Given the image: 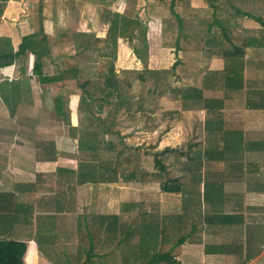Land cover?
Listing matches in <instances>:
<instances>
[{
	"label": "crops",
	"instance_id": "obj_1",
	"mask_svg": "<svg viewBox=\"0 0 264 264\" xmlns=\"http://www.w3.org/2000/svg\"><path fill=\"white\" fill-rule=\"evenodd\" d=\"M54 1L51 0V7H48L47 0H0V54L16 51L22 37L33 33L44 41L51 36L56 41L62 38L66 34L65 18L69 14L62 7V2L60 5L61 0ZM89 1L100 12L106 6L98 0ZM107 1H114L111 4L117 1L119 9L112 11L125 13L131 0ZM185 1L188 3L189 0ZM148 6L147 2L146 13ZM70 12L75 16L76 29L73 32L77 36L92 32L91 24L97 30L103 28L105 34L108 23L102 20L90 23L87 16L81 15L80 10L73 11L71 6ZM148 20L145 26L151 28L154 23ZM94 34L96 38L104 37L100 33ZM45 53L39 62L40 73L49 77L55 71L48 73L46 68L49 61L56 62L57 55L52 56L50 51ZM34 60V55L27 52L13 58L10 63L0 65V238L25 242L23 264H67L68 259H71V264H134L138 259L141 260L137 264H144L153 255L165 252H170L180 264H258L255 261L264 254V112L261 109L245 107L244 95L242 104H233L238 108H232L229 102L233 99V90L226 93L225 89L221 98L222 105L227 108L223 106L214 113H208L200 107L206 115L203 119L198 118L191 127L193 135L187 143L191 149L189 152H182L179 147H168L169 143L163 140L164 135H159L151 145L156 148L151 151L152 160L154 154L165 147L177 148V152H171L178 164L177 174L167 176L169 166L165 162L168 159H164L169 152L156 154L163 167L159 168L152 161L155 173L145 180L136 179L144 185L155 184L156 192L150 193L156 196L150 201H142L141 198L139 203L146 209H140L138 220L131 221V207L138 204L127 198L131 195L130 187L116 185L114 174L108 173L107 181L75 182L78 160L72 151L74 146L76 149V139L69 137L63 127L78 129V93H65L63 80L39 83L36 72L32 71ZM213 70L205 69L203 74H219ZM215 86L219 87L217 83L211 86L208 81H202V88H197L203 97H208L204 96L202 89ZM58 89V94L67 95L62 101L63 116L43 102L45 95L56 94ZM8 94L18 96L14 115L10 114L13 110L10 101L7 107L1 99L2 95L8 98ZM191 110L179 108L178 112ZM233 110L238 113H233ZM36 113H39L38 118ZM215 116L218 117L216 120L206 122L207 117L215 119ZM48 129L63 132L52 137L44 134ZM51 141L55 144L56 158L46 160L41 149ZM122 141L125 143V138ZM233 141L241 144L234 152L227 151L210 159L201 153L210 142L222 144ZM123 148L128 150L126 146ZM130 158L128 160L125 155L124 162L128 164ZM184 166L189 169H184ZM125 168L129 170L122 180L132 181L136 168ZM108 170L113 171L114 168L108 167ZM169 179L174 181L167 182ZM165 182L170 189H163ZM96 183L107 188L116 186L122 195L119 203L114 196H108V200L113 201L110 209H103L102 205L99 210L89 209L92 203L86 201L94 198ZM146 192L149 190L142 193ZM214 213L234 214L238 218L229 223L222 218L214 221L205 219ZM132 236L135 243L125 245ZM181 237L184 240L177 244Z\"/></svg>",
	"mask_w": 264,
	"mask_h": 264
},
{
	"label": "rangeland",
	"instance_id": "obj_2",
	"mask_svg": "<svg viewBox=\"0 0 264 264\" xmlns=\"http://www.w3.org/2000/svg\"><path fill=\"white\" fill-rule=\"evenodd\" d=\"M88 1L89 0L60 1V5L62 2V7L65 8V11L67 10L69 14V16L65 18L66 26H64L66 29L64 31L66 34L58 41H56V38L54 39L51 36L42 45V50L48 51V53L50 51L52 56L57 55L56 62L49 61L48 67L46 68L48 73H54V71L56 72L59 69L66 68L73 64L77 66L76 74L78 79H89L93 84H96L100 80L98 77L99 73L106 68L109 60H112L113 71L116 74H119L122 69L142 70L144 68H168L175 60H180L182 62L179 61L180 63L176 65L173 70L174 74L168 76L169 84L180 87L194 85L200 88L205 69H209V71L210 69H215L213 71L217 70L221 72L224 67V59L221 58V55H207L203 53L202 50H199V47L206 41V39H214L215 44L221 43L222 48L224 46L226 49V47H228L227 39L239 46L245 37L263 36L264 32L263 25L259 24L254 19H251L243 14L234 13V9H239L245 13L248 12L254 16H259L264 24V0H189L188 3L185 0H180L176 1L173 8L174 11L181 16L182 31L180 32L181 34H179L178 43L181 45V41H183L184 43H182V46L187 50H177L173 44L175 36L177 35L175 29L176 20L175 17L169 13L167 8L168 0H133V2L129 1V13L131 15H135L144 25H146L147 18L149 19L148 22L152 21L154 23L151 28L145 26V38L148 43V48L144 54L141 53L143 60L136 57L132 51V44L134 43V40L128 41L124 37L116 39L113 57L112 55L101 57L102 55H98L99 53H105L107 55L111 53L110 51L113 48L110 42H107V44L94 40L97 37H95L94 33H100L103 35L104 29L102 28L101 30H97L96 27L91 24L90 29L93 28L94 32L84 33L85 35L82 37L74 34L73 29H76V20L75 16L70 12V6L73 11L80 10L81 15H84V17L87 16L90 19V23L94 20H102L103 22L108 23L110 14L113 12L112 10L119 9L118 2L116 1V3L111 4L114 1L109 3L110 1L105 0L106 3L104 4L106 6H104L103 10L100 12L98 7L93 8L90 3L91 1ZM147 2L149 8L146 13ZM47 3L48 7H51V0H47ZM212 4L218 6V8L215 9L216 11L214 15L218 18L223 27H225L224 36L227 37V39L223 37L220 29L215 24H211L209 29L205 26L211 19L210 15L211 10L213 9ZM103 36L105 37V34ZM82 45H84V49L81 47ZM240 58L244 63L243 79L245 86L241 90H233L231 92V98L233 99H231L229 103H231L232 108H238L234 105L242 104L241 99L244 95L243 92L247 89V85L254 86V82H258L257 85L259 83L264 85V47H248L243 50ZM75 81L76 79L73 77L63 79V81H61L65 84L63 91L68 94H70L69 91H75L79 96L80 90L76 87ZM218 86L219 87L215 86L210 89L205 88V90L202 89L204 96L215 97L216 95L217 97H221V92H224L222 90H225V88L220 85ZM161 88L162 85L155 86L154 81L151 79H145L143 83L132 80L129 90L131 93H138L140 95L143 112L139 111L131 117L123 112V108H119L117 112H114L113 104L103 105L98 113L95 112V107H93V114L95 117L105 120V123H111L109 127H106V131L102 134L99 133V130L97 129V127L101 125L100 121L95 118L91 121L88 115L79 114L78 112L76 113L78 134L80 132L79 127L83 124H88L90 128L89 131L91 132L90 135L93 133V136L99 139L107 140L112 144V146L110 144L109 149H102L99 151L97 155L98 158L96 157V163L102 164V166L106 167V169H98V171H101L103 175L112 173L116 176V185L119 187L128 186L131 188V195L127 198L130 199L129 201L132 200L138 204L135 207H131V214L129 217L131 221H137L140 215V209H146L144 204L141 205V203H139L141 198L142 201H150L153 200V196H156L155 193H150V191L156 192L157 188H155V184L149 183L144 185L145 183H139L136 181L138 177L145 180L147 177L150 178L152 174L155 173L154 171L156 168L152 165L153 160L150 154L151 151L156 148L151 147V145H154L156 139L160 137L159 135H164L163 140L169 143L168 147H179L182 152H189L191 149L188 147L187 143L191 141V137L193 135L191 127L195 125L194 122L198 118L199 120L201 118L203 119L206 115L203 110H200L198 104L196 106H192L189 101H186L185 105L189 106L188 108L192 110L178 112L179 108L184 110V108H182L183 102H181V99L177 97L173 99L168 91H166L167 93L161 92ZM230 90L231 89H227L226 93H230ZM59 91L60 90L58 89L56 94L45 95V100L43 102L45 104L48 103L52 108L54 98L56 96H61L63 101V98L65 99L67 95L66 97L64 95L62 96V94H58ZM20 97H22V95ZM8 100L11 105H13V110L10 114L14 115L17 111V109H15V104L17 103L18 105V96L12 97L8 94ZM226 103H228V101H225V104ZM223 106L227 108L224 104L221 105V107ZM64 108L67 109V106L65 105ZM233 111L235 114L238 113L236 110ZM38 116L39 113H36L37 118ZM88 120L91 121V123H89ZM59 130L60 129H50L44 134L52 137L56 135L59 136V132H63L62 130ZM63 130H65L64 132H67L64 127ZM123 138H125V143L127 145H125L124 142L123 145L118 143V141L123 140ZM125 146L127 147L128 150H126L128 152L123 150V147ZM120 149H122V151L118 152ZM43 150L44 149H41V152ZM174 151L177 152L178 149L175 148L171 152ZM72 152L75 154V160L85 159V155L80 154L75 149V146ZM145 152L147 153L145 154ZM171 152L166 153L164 159V161L168 159L165 162L167 166H169L167 168V176H174L177 174L176 168L178 164L173 160L174 153ZM134 153H136L137 157ZM125 155H127L128 160L130 158L129 156H131L128 164L124 162ZM125 166H128L130 169L136 168V176L131 179L132 181L122 180L129 170L126 169ZM108 167H113L114 170L110 171L108 170ZM127 182H130V184ZM101 186L102 188H100ZM101 186L96 183L94 198H89V200L86 201L89 204L92 203V206L89 209L99 210L101 209V205L103 209H105V207L110 209L111 206H113V201H109L108 196H114L113 198H116L115 201H118L117 203H119L122 195H119L118 188L116 186L111 185L108 188L103 185ZM151 186L153 187L152 189ZM147 189L149 192L143 194L142 192H144V190L147 191ZM120 190H123V188ZM132 229H134V224L132 225ZM132 238L126 241L127 243H125V245L135 243L136 240L133 236ZM123 244L124 243H122V245ZM125 245H123L124 249ZM261 256L262 257L256 260L255 263L264 264V254ZM81 258L82 256L79 258V261ZM140 260H136L134 264H137ZM65 262H67V259ZM68 262L69 263L67 264H71V259H68Z\"/></svg>",
	"mask_w": 264,
	"mask_h": 264
},
{
	"label": "trees",
	"instance_id": "obj_3",
	"mask_svg": "<svg viewBox=\"0 0 264 264\" xmlns=\"http://www.w3.org/2000/svg\"><path fill=\"white\" fill-rule=\"evenodd\" d=\"M99 3L104 4L106 3L105 0H98ZM163 1V0H159ZM177 0H168L167 8L169 10V13L172 14L175 17L176 20V32L177 35L174 39V47L177 50H187L182 46L183 41L178 43L179 41V34L182 31V25H181V16L177 14V12L174 11V5ZM133 2V0H131ZM213 9L211 10V19L207 23L206 28H210L211 24H215L222 33L223 37H225V27L220 23L218 18L214 15L215 9L218 8V6L212 4ZM235 14H243L245 16H248L251 19H254L259 24L263 25V21L261 17L254 16L250 13H245L243 11H240L239 9H234ZM145 32L146 27L141 23V20L138 19L135 15H131L129 13V10L127 12L119 13L117 11H113L110 14V18L108 21V26L105 32V37L100 39L96 38L94 39L97 42H110L111 46H113L111 53L105 54V53H99L98 55H102L101 57H107L108 55H113L114 52V46L116 43V39L120 37L126 38L128 41H133L132 44V51L136 55V57L143 60V56L141 53H145L147 50V42L145 38ZM184 37V35H183ZM227 39V37H225ZM244 38V37H243ZM228 41V49H225L224 46L222 48V44L218 43L215 44L214 39H206L205 42L202 43V45L199 47V50H202L203 53L210 55V54H216L221 55V57L224 59V67L218 73H208L204 74L203 76V82L208 81L211 86L215 85L216 83L223 88L231 89V90H241L244 85V79H243V67L244 63L242 59L240 58L243 53L244 47H254V48H263L264 47V32L263 36H255V37H245L242 41V43L237 46L234 43H232L229 39ZM44 38H38V34L33 33L30 35L23 36L18 48L14 52L9 53H2L0 54V65L10 63L13 58L19 57L22 55H25V53L29 52L32 53L35 57L32 71L36 72L38 76V82H48V81H61L63 79H66L67 77H73L76 79L75 84L76 87L80 90L79 96H78V104H77V112L79 114H86L89 116V119L92 121L93 118L100 121L101 125L97 127L99 130V133H104L106 130V127H109L111 123L108 122L105 123V120L99 119L98 117H95L93 114V107H95V112H100L101 108L105 104H113L114 105V112H117L119 108H123V112L130 117L133 116L137 112H143V107L141 105V98L140 95L131 93L129 90V87L131 86V81H139L143 83L145 79H151L154 81V85H162V88L160 89L161 92H166L171 95V97L174 98H180L181 102H183L182 108H188L189 106L185 105L186 101H189L192 106H196L198 104L199 107H203L208 113H214L216 110H219L222 105V98L221 97H203L201 94V90L197 88L194 85H187V86H177V85H171L168 81V76L173 75V70L176 67L177 64L180 62L178 60H175L168 68H161V69H148L144 68L142 70L138 69H122L120 70L119 74L114 73L113 71V65L112 60L108 61V64L106 68L99 73V81L96 84H93L89 79H78L76 71L77 66L71 65L63 69L57 70L54 75H51L49 77L41 76L40 73V59L42 55L46 54L45 51H42ZM137 43V45H136ZM108 44V43H107ZM83 49L85 48L84 45L81 46ZM264 63V61H263ZM68 75V76H67ZM123 75V76H121ZM254 82V86L247 85V89L244 91V105L245 107L249 109H261L264 112V85L262 83ZM167 93V92H166ZM2 101L5 103V105L8 107V98L7 96L2 95L1 97ZM114 101V102H113ZM188 102V103H189ZM189 103V104H190ZM53 110L61 116H63V109H62V97L56 96L54 98L53 102ZM108 115V114H106ZM214 115V114H213ZM213 119V117H207L206 122H212L216 120L218 117ZM66 120V119H64ZM263 120H264V114H263ZM89 121V120H88ZM89 121V123H91ZM79 134L77 133L78 129L76 130V127H67V135L71 138L76 139V150L82 154L85 155V159H78L77 167H76V173L75 182L78 184L83 183H92L97 181H107L108 176L103 175L101 171H98V169H106V167L102 166V164H97L96 159L98 158L97 155L100 150L102 149H109L110 144L107 140L99 139L95 136H93V133L90 135L89 126L81 125ZM119 144L123 145V141L119 140ZM112 146V144H111ZM240 148L241 144L237 141L233 142H223L215 143L210 142V145L203 149L201 153L203 154V157L206 159L220 157L222 153L225 152H234L235 148ZM123 149V148H122ZM122 149H120L121 152ZM174 149L165 147L163 148L159 153L154 154V163L155 165L159 166V168H162L163 165L159 162L158 159H156V154H163L165 152H171ZM200 153V151H198ZM217 155V156H216ZM97 157V158H96ZM44 158L46 160H54L56 158V149L54 142L51 141L49 145H45L44 147ZM197 167V166H196ZM184 169H189L188 166H184ZM195 168V170H197ZM174 179H169L167 182H172ZM163 186L164 190L170 189V186L166 185V182ZM173 186V185H171ZM177 185H175L176 187ZM57 200V204H58ZM56 209V208H55ZM57 210V209H56ZM224 219L226 223L231 220H235L238 218V215L230 214V215H223V214H211L207 216L205 219L207 221H214V219ZM184 240V238L181 237L179 241H176L177 244L181 243ZM38 244L40 245V241L36 240ZM92 242V241H91ZM25 242L23 240H17V239H10V238H0V264H23V254L25 252ZM39 248L42 250V248L39 246ZM245 253L246 257L248 258L249 255V249L246 246L245 247ZM90 255H88V258ZM87 258V259H88ZM180 264L177 260L173 258V256L170 254V252L165 253H157L156 255H153L146 263L144 264Z\"/></svg>",
	"mask_w": 264,
	"mask_h": 264
}]
</instances>
